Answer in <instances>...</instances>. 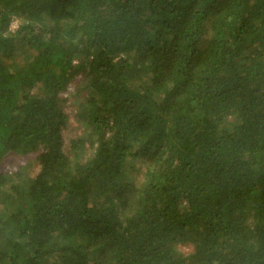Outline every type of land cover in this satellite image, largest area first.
Segmentation results:
<instances>
[{
	"label": "trees",
	"instance_id": "16d2710c",
	"mask_svg": "<svg viewBox=\"0 0 264 264\" xmlns=\"http://www.w3.org/2000/svg\"><path fill=\"white\" fill-rule=\"evenodd\" d=\"M0 264H264V0H0Z\"/></svg>",
	"mask_w": 264,
	"mask_h": 264
},
{
	"label": "rangeland",
	"instance_id": "374dc122",
	"mask_svg": "<svg viewBox=\"0 0 264 264\" xmlns=\"http://www.w3.org/2000/svg\"><path fill=\"white\" fill-rule=\"evenodd\" d=\"M15 24L18 25L19 24V21L17 20V22ZM72 91H73V86H71V89H68V91L64 94L66 97H68L69 101H70V96L72 94ZM69 101H68V103H69ZM72 109H73L72 105L69 104L68 106H66L67 112L70 113V123H69V129H67L64 132V139L65 140H66V137H68V135H69V132H70L69 130H72L73 127H75V122H74L73 118L71 117V111L73 112ZM20 159H21V156H18L16 154L9 155V157H7L5 159V161H4L5 168H7V169H9V168L14 169L16 162H18V163L22 162V160L20 161Z\"/></svg>",
	"mask_w": 264,
	"mask_h": 264
},
{
	"label": "built area",
	"instance_id": "2783aa9c",
	"mask_svg": "<svg viewBox=\"0 0 264 264\" xmlns=\"http://www.w3.org/2000/svg\"><path fill=\"white\" fill-rule=\"evenodd\" d=\"M16 22H17L16 19H14V20H12V21L10 22V27H9L10 30L13 31L14 29L17 28V25L15 24ZM69 89H71V87H69ZM66 92H67V91H66ZM66 92H65V93H66ZM65 93H64V94H65ZM63 96L66 97L65 95H63Z\"/></svg>",
	"mask_w": 264,
	"mask_h": 264
}]
</instances>
